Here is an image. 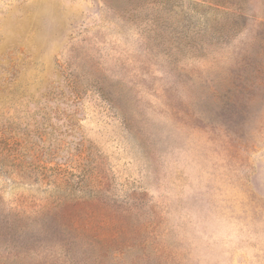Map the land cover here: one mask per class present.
<instances>
[{"label": "rangeland", "instance_id": "obj_1", "mask_svg": "<svg viewBox=\"0 0 264 264\" xmlns=\"http://www.w3.org/2000/svg\"><path fill=\"white\" fill-rule=\"evenodd\" d=\"M0 264H264V0H0Z\"/></svg>", "mask_w": 264, "mask_h": 264}]
</instances>
